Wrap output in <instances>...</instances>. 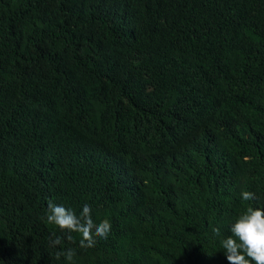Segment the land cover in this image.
I'll list each match as a JSON object with an SVG mask.
<instances>
[{
	"label": "trees",
	"instance_id": "1",
	"mask_svg": "<svg viewBox=\"0 0 264 264\" xmlns=\"http://www.w3.org/2000/svg\"><path fill=\"white\" fill-rule=\"evenodd\" d=\"M49 201L90 205L107 239L67 240ZM248 206L264 0H0V264H229Z\"/></svg>",
	"mask_w": 264,
	"mask_h": 264
},
{
	"label": "clouds",
	"instance_id": "2",
	"mask_svg": "<svg viewBox=\"0 0 264 264\" xmlns=\"http://www.w3.org/2000/svg\"><path fill=\"white\" fill-rule=\"evenodd\" d=\"M240 195L243 201L255 199V193L250 191H242ZM44 218L48 224H54L61 231L69 233L67 236L69 241L73 240L71 233H79L81 249L95 247L97 238L107 239L111 231V224L107 219L99 224L94 222L91 207L88 204L83 205L77 215L74 210L49 201ZM214 231L218 233L219 229ZM230 232L231 235L221 241L229 264H252V262L264 264V209L248 206L230 226ZM49 243L55 248L62 245L63 239L53 234L49 237ZM75 255V249L67 248L57 251L55 258L60 259L63 256L67 262L74 264Z\"/></svg>",
	"mask_w": 264,
	"mask_h": 264
}]
</instances>
